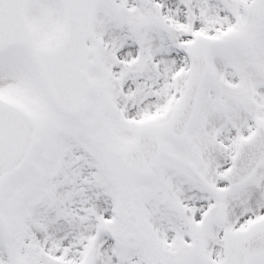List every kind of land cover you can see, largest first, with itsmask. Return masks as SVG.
Wrapping results in <instances>:
<instances>
[{
    "label": "snow or ice",
    "instance_id": "snow-or-ice-1",
    "mask_svg": "<svg viewBox=\"0 0 264 264\" xmlns=\"http://www.w3.org/2000/svg\"><path fill=\"white\" fill-rule=\"evenodd\" d=\"M0 264H264V0H0Z\"/></svg>",
    "mask_w": 264,
    "mask_h": 264
}]
</instances>
